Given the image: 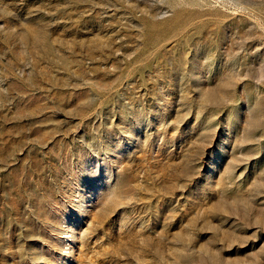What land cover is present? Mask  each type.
Wrapping results in <instances>:
<instances>
[{
	"label": "rangeland",
	"instance_id": "obj_1",
	"mask_svg": "<svg viewBox=\"0 0 264 264\" xmlns=\"http://www.w3.org/2000/svg\"><path fill=\"white\" fill-rule=\"evenodd\" d=\"M0 264H264V0H0Z\"/></svg>",
	"mask_w": 264,
	"mask_h": 264
}]
</instances>
